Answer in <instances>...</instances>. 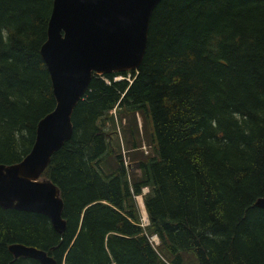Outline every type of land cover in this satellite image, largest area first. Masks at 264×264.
Returning a JSON list of instances; mask_svg holds the SVG:
<instances>
[{"label": "trees", "instance_id": "trees-1", "mask_svg": "<svg viewBox=\"0 0 264 264\" xmlns=\"http://www.w3.org/2000/svg\"><path fill=\"white\" fill-rule=\"evenodd\" d=\"M53 5L0 0V164L21 161L56 108L41 53ZM119 74H93L43 174L61 188L67 230L0 204V264H41L16 258L13 242L60 264H264V0H162L141 66ZM115 107L151 125L154 149L132 183L121 155L102 167Z\"/></svg>", "mask_w": 264, "mask_h": 264}, {"label": "water", "instance_id": "water-1", "mask_svg": "<svg viewBox=\"0 0 264 264\" xmlns=\"http://www.w3.org/2000/svg\"><path fill=\"white\" fill-rule=\"evenodd\" d=\"M162 0H54L48 38L41 48L51 75L56 108L38 123L35 143L24 158L0 164V204L43 213L58 233L67 230L61 188L43 174L53 155L74 134L73 114L93 74L138 69L145 57L153 12ZM256 205L264 208V196ZM16 257L60 264L46 249L10 243Z\"/></svg>", "mask_w": 264, "mask_h": 264}, {"label": "rangeland", "instance_id": "rangeland-1", "mask_svg": "<svg viewBox=\"0 0 264 264\" xmlns=\"http://www.w3.org/2000/svg\"><path fill=\"white\" fill-rule=\"evenodd\" d=\"M120 76L123 77V75ZM113 114L115 115L114 127L116 130L113 143L116 147V151L102 163V167L105 170H110L115 165V157L121 155V158L128 168L129 178L132 183L136 179H140V160L145 159L154 149L151 136V125L145 120L141 113L134 114L125 110L119 111L118 109ZM141 198L142 194L136 196L138 207L142 215V223L146 226L148 220L144 218V212H147V210L145 207H142ZM151 240L155 245L159 244L158 237H151ZM185 259L189 264H195L196 262L192 254H186Z\"/></svg>", "mask_w": 264, "mask_h": 264}, {"label": "bare ground", "instance_id": "bare-ground-1", "mask_svg": "<svg viewBox=\"0 0 264 264\" xmlns=\"http://www.w3.org/2000/svg\"><path fill=\"white\" fill-rule=\"evenodd\" d=\"M141 203H142V207H145V202H144L143 198H141ZM145 209H146V207H145ZM144 218H148L147 212H144Z\"/></svg>", "mask_w": 264, "mask_h": 264}, {"label": "built area", "instance_id": "built-area-1", "mask_svg": "<svg viewBox=\"0 0 264 264\" xmlns=\"http://www.w3.org/2000/svg\"><path fill=\"white\" fill-rule=\"evenodd\" d=\"M121 78H122V77H116V79H121ZM129 79H130V78H129ZM112 112L115 113V112H116V108H114Z\"/></svg>", "mask_w": 264, "mask_h": 264}]
</instances>
